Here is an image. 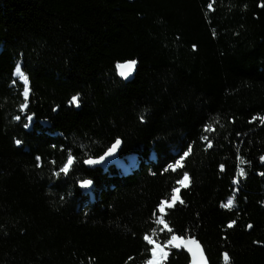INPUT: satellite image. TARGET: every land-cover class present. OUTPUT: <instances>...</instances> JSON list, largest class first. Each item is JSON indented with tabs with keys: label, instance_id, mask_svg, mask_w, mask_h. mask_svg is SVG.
I'll return each instance as SVG.
<instances>
[{
	"label": "trees",
	"instance_id": "1",
	"mask_svg": "<svg viewBox=\"0 0 264 264\" xmlns=\"http://www.w3.org/2000/svg\"><path fill=\"white\" fill-rule=\"evenodd\" d=\"M262 4L0 0V264H145L143 237L172 235L161 215L210 264H225L224 252L229 264H264ZM131 59L136 75L124 82L116 65ZM117 137L118 162L89 169ZM190 144L184 169L165 172ZM69 154L73 167L57 177ZM183 171L184 203L160 213ZM189 263L181 248L163 264Z\"/></svg>",
	"mask_w": 264,
	"mask_h": 264
},
{
	"label": "snow or ice",
	"instance_id": "2",
	"mask_svg": "<svg viewBox=\"0 0 264 264\" xmlns=\"http://www.w3.org/2000/svg\"><path fill=\"white\" fill-rule=\"evenodd\" d=\"M264 7V4L261 5ZM209 8H212V4L208 5ZM196 48V45H193V49ZM137 61L135 59L127 60L122 63H117L116 67L120 70L119 75L123 79H128V77L133 73L135 70ZM16 74L20 77V79L23 81L24 84V91L23 96L25 97V101H27V98L29 96L30 89L28 87L29 84V77L22 71L21 65L17 64L15 68ZM15 83V81H14ZM81 97L80 94H76L72 96L71 100L69 101L70 105H75L76 107L80 106ZM22 109L27 108V102L21 104ZM16 120H20V116L15 117ZM27 121L24 124L25 128L29 127V123L32 122V116H27ZM145 117L142 115L140 116L141 122H143ZM262 121H264V117L260 118ZM215 131L214 128L211 127V125L207 126L205 128V131ZM203 139L208 140V147H212V143L209 140L208 137H203ZM15 143L17 145H22L23 141L21 139H16ZM124 144V141L117 137L114 141V143L111 144L110 147H108L107 151L104 153V155L100 156L98 159L89 158L84 163H87L89 165H95L99 164L102 161L105 160L106 157L113 156L118 149L121 148V145ZM192 152V145H188L187 150L183 152L182 155H179L178 159H175L174 162L168 163L167 166L164 168V171L167 172L169 170L175 172L178 169H184L185 167V159L190 155ZM37 160H40V157L36 158ZM261 160H264V157H261ZM75 161V157L69 154L67 156V161L62 165V167L55 173L57 177L63 173L64 175H68L70 169L73 167ZM223 165H221V168L223 169ZM264 175V173H261ZM155 175V173H153ZM245 175V170L243 168L239 169L238 177L234 180V183H239V177H242ZM191 182V178L189 176V173L187 171H183L182 175L179 179L176 180V184L180 187H173L172 188V195L170 200L165 199L160 202L158 205V209L160 213H165L166 206L168 208L175 207L176 203L179 202L181 204L184 203L183 199L181 198L180 191L181 187L187 188ZM80 184L82 187L88 188L93 184V181L90 179L81 180ZM225 208H232L234 206V197H231L228 199L227 203L222 205ZM157 223L164 225V228L167 229L169 233H172L170 239H167L163 244L158 243L156 239L153 238L151 235H145L143 239L148 242L149 245H152L151 248V257L145 261V264H163V262L167 259L169 252L165 249L169 246L175 247L176 249L185 248L187 252L191 253V264H209L208 258L205 255L204 248L202 247L199 240H197L194 236H188L185 237L183 235H178L173 233V230L169 225L166 223L165 218L163 215L159 217L157 220ZM236 224L235 220H232L228 227L231 228ZM248 229H252L253 225L248 224ZM256 243H261L257 241ZM223 260L225 264H229L230 261V255L228 252L223 253Z\"/></svg>",
	"mask_w": 264,
	"mask_h": 264
},
{
	"label": "water",
	"instance_id": "3",
	"mask_svg": "<svg viewBox=\"0 0 264 264\" xmlns=\"http://www.w3.org/2000/svg\"><path fill=\"white\" fill-rule=\"evenodd\" d=\"M119 69L117 68V72H118V77L120 80L124 81V82H130L136 75V67H135V70L133 71V73L128 77V79H123L122 77H120L119 75ZM121 148H122V145H121ZM121 148L117 150V152L113 155V156H110V157H106L104 161H102L101 163L99 164H95V165H89L86 163V166L89 168V169H95V168H101V169H107L109 168L111 165H114L118 162L119 160V156H120V151H121ZM264 161V160H263ZM81 189L83 191H89L91 186L88 187V188H85V187H82L80 185ZM184 250V252L189 256L190 258V263L191 264V253L187 252V250L185 248H182ZM206 255V254H205ZM209 261V260H208ZM210 264V263H209Z\"/></svg>",
	"mask_w": 264,
	"mask_h": 264
},
{
	"label": "rangeland",
	"instance_id": "4",
	"mask_svg": "<svg viewBox=\"0 0 264 264\" xmlns=\"http://www.w3.org/2000/svg\"><path fill=\"white\" fill-rule=\"evenodd\" d=\"M15 77L19 80V81H21L22 83H23V81L20 79V77L16 74V72H15ZM29 86V85H28ZM29 97V96H28ZM28 99V98H27ZM228 201V200H227ZM227 203V202H226ZM152 246V245H151ZM170 249H176L175 247H172V246H169L168 248H166L165 250L166 251H168V252H170ZM181 249V248H180ZM165 262V261H164ZM163 262V263H164Z\"/></svg>",
	"mask_w": 264,
	"mask_h": 264
}]
</instances>
